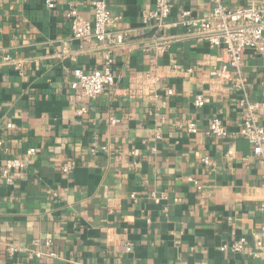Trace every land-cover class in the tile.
Masks as SVG:
<instances>
[{"label": "crops", "instance_id": "0c3cea01", "mask_svg": "<svg viewBox=\"0 0 264 264\" xmlns=\"http://www.w3.org/2000/svg\"><path fill=\"white\" fill-rule=\"evenodd\" d=\"M50 1L0 0V171L8 156L27 163L13 183L0 177V264H264L253 242L264 222V166L235 135L243 120L236 74L229 66L214 75L228 63L224 49L174 25L183 10L207 15L212 1L173 0L158 29L143 19L154 0H107L117 18L111 30L128 34L112 50L114 84L82 114L74 70L100 68L108 41L72 38L67 12L76 7L92 21L91 0ZM159 35L179 39L160 52ZM242 70L264 124V51L248 48ZM215 117L229 136L207 134ZM67 161L75 163L69 174ZM241 237L249 240L244 252L221 250ZM34 240L56 256L6 251Z\"/></svg>", "mask_w": 264, "mask_h": 264}, {"label": "built area", "instance_id": "2783aa9c", "mask_svg": "<svg viewBox=\"0 0 264 264\" xmlns=\"http://www.w3.org/2000/svg\"><path fill=\"white\" fill-rule=\"evenodd\" d=\"M212 10L205 16H194L190 10H183L180 18L174 23L175 26H184L188 33L194 34L197 39L207 41L213 47H222L228 56V63L221 68L213 71L214 75L223 76L229 74V66L236 74V85L242 92L239 105L242 111V126L235 134L245 137L251 143L252 152L257 156L259 162L264 166V124L258 119L260 103L251 99L248 92V80L242 70V56L248 48H255L264 51V0L256 5L229 8L226 0H211ZM94 10L93 20H87L79 13L76 7H72L67 12L70 21L72 38L80 41H108L105 60L100 68L84 71L82 68L74 70V80L71 87L76 91L77 99L82 103L79 106V113L87 112L85 103L89 100L98 98L109 85L114 84L115 75L113 70L114 58L112 50L124 42L128 32L126 30L112 31L111 27L116 21L112 16L107 5V0H91ZM49 7L54 3L48 0ZM173 10V0H154V7L143 13L145 23L153 22V27L158 29L165 28L168 23L166 20ZM178 37L159 35L155 38V44L160 52H165ZM10 60L9 56L4 58ZM20 65V64H18ZM173 93V90H169ZM196 106H203L205 98L198 95L195 100ZM111 123H116V118H110ZM12 127V124H8ZM188 130L197 133L196 122L188 123ZM207 134L215 137H227L229 131L226 129L222 119L215 117L209 123ZM0 140V145H1ZM28 155L36 153V148L31 147L27 150ZM202 161L207 165L213 162L209 156H203ZM27 163L20 157L8 156L5 159L0 171V177L7 183H13L18 173L25 170ZM62 172L69 174L75 169L73 161L65 162ZM134 196V194H133ZM151 197L156 203H160L161 196L155 192ZM177 201L179 199H176ZM264 207V205H263ZM249 242L248 238L241 237L237 240L224 244L221 250L232 252H244ZM255 256L264 254V222L253 236ZM50 244V240L46 241ZM40 241L34 240L32 246H19L15 243H8L7 253L13 257L25 253L28 259H37L45 256H56L53 251H43L39 248ZM127 252L133 251V243H126Z\"/></svg>", "mask_w": 264, "mask_h": 264}]
</instances>
